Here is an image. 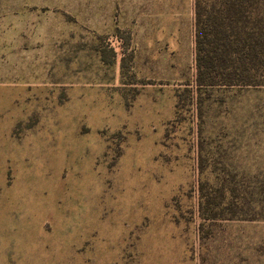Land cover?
<instances>
[{"label":"rangeland","instance_id":"374dc122","mask_svg":"<svg viewBox=\"0 0 264 264\" xmlns=\"http://www.w3.org/2000/svg\"><path fill=\"white\" fill-rule=\"evenodd\" d=\"M193 23L0 0V264H264V220H203L197 191L264 175V87L197 90Z\"/></svg>","mask_w":264,"mask_h":264},{"label":"trees","instance_id":"16d2710c","mask_svg":"<svg viewBox=\"0 0 264 264\" xmlns=\"http://www.w3.org/2000/svg\"><path fill=\"white\" fill-rule=\"evenodd\" d=\"M193 12L194 87H264V0H193ZM238 182L225 173L200 183V218L264 220V175Z\"/></svg>","mask_w":264,"mask_h":264},{"label":"crops","instance_id":"0c3cea01","mask_svg":"<svg viewBox=\"0 0 264 264\" xmlns=\"http://www.w3.org/2000/svg\"><path fill=\"white\" fill-rule=\"evenodd\" d=\"M4 122L6 123L5 120L0 119V125L3 124ZM10 122L12 123V120Z\"/></svg>","mask_w":264,"mask_h":264}]
</instances>
